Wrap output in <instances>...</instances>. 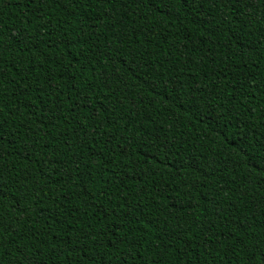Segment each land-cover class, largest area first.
<instances>
[{"label": "trees", "instance_id": "obj_1", "mask_svg": "<svg viewBox=\"0 0 264 264\" xmlns=\"http://www.w3.org/2000/svg\"><path fill=\"white\" fill-rule=\"evenodd\" d=\"M0 264H264V0H0Z\"/></svg>", "mask_w": 264, "mask_h": 264}]
</instances>
